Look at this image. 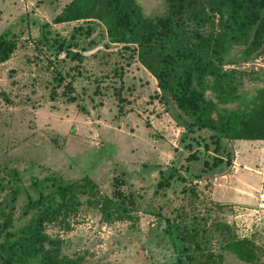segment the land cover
<instances>
[{
    "label": "rangeland",
    "instance_id": "374dc122",
    "mask_svg": "<svg viewBox=\"0 0 264 264\" xmlns=\"http://www.w3.org/2000/svg\"><path fill=\"white\" fill-rule=\"evenodd\" d=\"M69 1L0 0V34L8 32L16 43L0 63V223L11 213L12 229L18 230L37 213H24L29 199L54 194L57 183L79 181L86 173L99 194H112L113 178L122 181L120 189L134 191L137 219L105 223L93 204L97 196L79 195L80 205L65 221L45 225L60 256H79L82 264L173 262L165 219L181 215L180 225L192 238L180 244L211 254V264H245L225 250L233 235L250 239L264 264V140H222L221 154L232 151V165L208 167L206 180H189L183 170L187 145L199 153L197 140L203 139L214 156L210 132L197 130L181 139L184 115L151 91L132 45L108 41L97 21L53 23ZM136 1L145 16L166 10L165 0ZM62 40L65 49L57 48ZM235 56L236 51L225 60ZM231 67L261 72L264 53L225 65ZM120 72L126 85L119 89ZM257 86L245 75L239 90L251 93ZM161 162L186 179L175 178L155 194ZM200 167H194L196 173ZM188 188L194 193L185 194ZM41 260L38 255L30 262Z\"/></svg>",
    "mask_w": 264,
    "mask_h": 264
},
{
    "label": "trees",
    "instance_id": "16d2710c",
    "mask_svg": "<svg viewBox=\"0 0 264 264\" xmlns=\"http://www.w3.org/2000/svg\"><path fill=\"white\" fill-rule=\"evenodd\" d=\"M165 2L164 13L150 17L142 14L136 0H70L52 22L97 21L104 26L108 41L122 44L126 49L132 45L135 60L155 78L164 99H169L184 115L181 139L197 130L210 132L214 156H209L207 142L198 139L200 154L188 144L190 154L185 157L183 166L189 180H206L208 175L204 173L208 167L232 165L233 152L221 154L222 140H264V70L225 68L226 64L253 61L264 53V0ZM205 27L208 31H204ZM41 31L44 34L42 28ZM45 45L50 47L47 41ZM15 46L8 32L0 34V63L10 58ZM66 47V40L57 44L59 49ZM234 51L235 59L225 60ZM245 75L258 83L251 93L239 90ZM119 79L120 89L121 72ZM66 85L72 89L70 82ZM68 99L75 100L74 96ZM199 165L196 173L194 167ZM170 167L158 170L160 178L155 194L167 188L175 178L186 179L179 174L180 170L169 171ZM120 185L122 181L113 178L112 194L102 195L96 183L84 173L79 181L57 183L54 194L29 199L24 213L32 209L37 213L18 230L12 229L13 215L6 214L0 223V264H31L30 260L38 255L42 264H82L79 256H60L58 242L51 240L45 225L65 221L80 205L79 195L86 194L97 196L93 204L99 208L101 221L133 223L137 219L136 193L124 191ZM188 193L194 190L188 188L185 194ZM180 217L165 219L166 231L176 251L175 261L167 264H211V254L180 244V240L192 238L180 225ZM46 244L50 247L46 248ZM225 250L245 264H261L248 238L233 235L226 240Z\"/></svg>",
    "mask_w": 264,
    "mask_h": 264
},
{
    "label": "crops",
    "instance_id": "0c3cea01",
    "mask_svg": "<svg viewBox=\"0 0 264 264\" xmlns=\"http://www.w3.org/2000/svg\"><path fill=\"white\" fill-rule=\"evenodd\" d=\"M138 63V62H137ZM138 66L141 68V70H140V72H141V74L144 76V80H147V81H149V84L151 85V86H153V88L151 89V91H153V92H156L157 94H159V99L160 100H163V102H162V104L164 105L166 102H167V100H165V99H161L163 96H162V94H161V92H160V89L157 87V83H156V80H155V78L145 69V68H143L139 63H138ZM126 68H124L123 69V72L125 73L126 72V70H125ZM124 73H123V75H122V80H124L123 79V77H124ZM131 81V80H130ZM128 82V81H127ZM122 85H126V83H124V81H123V83H122ZM147 93H150V92H147ZM165 102V103H164ZM169 120H171L170 118H169ZM165 123H167V122H165ZM162 126H164L165 127V129H163V131H165V132H167L169 129L167 128V125H164V124H162ZM161 126V127H162ZM171 130V129H170ZM174 132V131H173ZM175 133H180L179 132V130H177V132L175 131ZM161 154H162V150L160 149V148H157V155H158V159L159 158H161ZM157 164H159L158 166H160L159 168H158V170L159 169H165V168H167L168 166H165L164 164H163V162H161V163H157ZM166 164V163H165ZM170 166V165H169ZM158 170H157V172H158Z\"/></svg>",
    "mask_w": 264,
    "mask_h": 264
},
{
    "label": "built area",
    "instance_id": "2783aa9c",
    "mask_svg": "<svg viewBox=\"0 0 264 264\" xmlns=\"http://www.w3.org/2000/svg\"><path fill=\"white\" fill-rule=\"evenodd\" d=\"M260 199L264 200V194H261Z\"/></svg>",
    "mask_w": 264,
    "mask_h": 264
}]
</instances>
